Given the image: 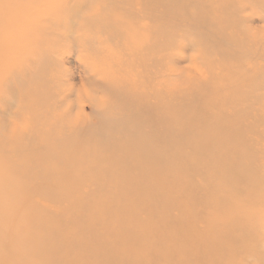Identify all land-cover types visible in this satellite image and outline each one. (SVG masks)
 <instances>
[{"label": "rangeland", "instance_id": "374dc122", "mask_svg": "<svg viewBox=\"0 0 264 264\" xmlns=\"http://www.w3.org/2000/svg\"><path fill=\"white\" fill-rule=\"evenodd\" d=\"M0 264H264V0H0Z\"/></svg>", "mask_w": 264, "mask_h": 264}, {"label": "bare ground", "instance_id": "6f19581e", "mask_svg": "<svg viewBox=\"0 0 264 264\" xmlns=\"http://www.w3.org/2000/svg\"><path fill=\"white\" fill-rule=\"evenodd\" d=\"M157 7V6H156ZM78 16V15H77ZM195 17V16H194ZM160 19V18H159ZM157 39V38H156ZM156 42H157V40H156ZM28 71H30V69L28 70ZM243 91V90H242ZM96 97V96H95ZM196 118V117H195ZM230 127L232 126V125H229ZM233 128H234V125H233ZM236 128H239L238 126L236 127ZM252 171V173L250 174V175H252L253 174V170H251ZM249 172V171H248ZM248 172H245L246 174H248ZM244 173V174H245ZM249 175V176H250ZM258 178H256L255 180H257ZM258 181V180H257ZM254 190V189H253Z\"/></svg>", "mask_w": 264, "mask_h": 264}]
</instances>
